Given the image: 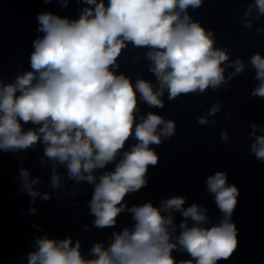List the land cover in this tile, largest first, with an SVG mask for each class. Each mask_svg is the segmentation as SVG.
Here are the masks:
<instances>
[{"label": "clouds", "instance_id": "clouds-1", "mask_svg": "<svg viewBox=\"0 0 264 264\" xmlns=\"http://www.w3.org/2000/svg\"><path fill=\"white\" fill-rule=\"evenodd\" d=\"M45 3L50 0H44ZM69 0H61L67 6ZM87 5L76 19L52 12L38 14V32L33 42L31 71L17 76L15 82L0 84V151L17 152L43 144V154L52 162L50 186H61L57 167L67 169L69 179L93 186L89 202L93 224L97 228L113 227L116 218L125 210L135 222L112 234L105 248L96 243L90 259L81 254L77 240H57L47 235L38 237L36 247L28 254V264H177L174 250L186 251L192 259L179 264H217L228 259L237 248V229L231 222L237 204L238 189L226 183L224 172L207 178L208 191L223 214L219 224L209 223L207 209L198 204L184 207L186 198L174 196L162 201L159 207L151 202L128 208L125 196L146 186L148 167L158 163V156L149 146L160 144L161 136L175 132L174 122L149 112L136 123L139 99L150 107H163L165 90L170 100L181 94L203 93L226 82L225 67L229 61L226 51L214 47L212 33L188 14V8H198L202 0H81ZM255 9L264 15V0H255ZM252 14V8L246 17ZM245 26L252 27L250 20ZM264 31V29H260ZM131 42L146 47L149 71L158 87L144 79L135 84L123 73L116 74L117 59ZM251 64L256 70L258 86L252 95L264 97V57L254 54ZM243 72L245 64L236 59L228 64ZM19 93V95H17ZM220 110L214 105L209 115ZM23 122V123H22ZM32 123L38 128L25 130ZM207 124L206 117L198 119ZM162 126V127H161ZM255 137L251 152L264 161V135ZM132 137L137 143L123 151ZM227 140V134H221ZM115 164L114 170H98ZM44 164V160H41ZM20 191L33 200L37 196L48 200L34 186L41 183L31 178L28 169L21 168ZM35 212L34 208L29 209ZM173 212L183 220L179 235ZM189 220L192 226H189Z\"/></svg>", "mask_w": 264, "mask_h": 264}]
</instances>
